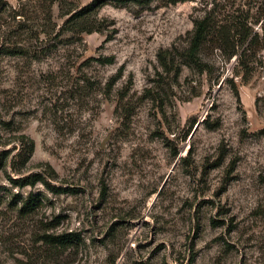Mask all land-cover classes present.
<instances>
[{"label": "rangeland", "instance_id": "1", "mask_svg": "<svg viewBox=\"0 0 264 264\" xmlns=\"http://www.w3.org/2000/svg\"><path fill=\"white\" fill-rule=\"evenodd\" d=\"M90 1L0 0V150L34 143L0 169V264H264V50L247 80L183 59L197 17L262 0L105 4L88 32Z\"/></svg>", "mask_w": 264, "mask_h": 264}, {"label": "trees", "instance_id": "2", "mask_svg": "<svg viewBox=\"0 0 264 264\" xmlns=\"http://www.w3.org/2000/svg\"><path fill=\"white\" fill-rule=\"evenodd\" d=\"M155 1L158 0H91L75 12L73 19L75 25L84 27L83 29L88 32L101 31L104 25L97 21L95 15L105 4L146 9ZM163 1L168 4L183 0ZM222 17V11L215 7L195 19L194 27L190 32V42L183 53V59L186 64L200 65L202 68L203 62L200 54L202 48L209 43L214 44L226 51L229 57L237 56L236 73L247 80L253 71L254 59L258 51L264 50V0L255 8L249 7L244 14L239 13L229 18ZM254 22L260 23L259 29H256ZM164 52L163 50L160 53L161 63L166 71H171L172 62ZM109 59L106 58V61L110 62ZM111 85L110 82L109 87ZM33 150L34 143L31 139L27 142L23 139L21 148L13 155L9 150H0V169H4L9 163L13 168L18 169L21 166L20 163L25 164L30 159ZM12 180L21 186L36 184L39 181L48 185L45 177L39 172H32L20 178H12Z\"/></svg>", "mask_w": 264, "mask_h": 264}]
</instances>
